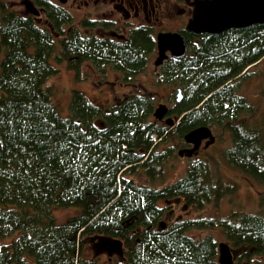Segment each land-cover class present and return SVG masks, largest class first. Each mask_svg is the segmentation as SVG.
<instances>
[{"label": "trees", "instance_id": "16d2710c", "mask_svg": "<svg viewBox=\"0 0 264 264\" xmlns=\"http://www.w3.org/2000/svg\"><path fill=\"white\" fill-rule=\"evenodd\" d=\"M31 2L37 17L0 4V264H99L83 252L88 242L94 254L105 248L109 256L102 240L121 244L110 264H217V243L190 237L191 229H218L240 250L238 261L264 259L259 214L160 222L166 205L202 210L237 190L212 184L205 161L192 162L181 178L158 189L131 179H159L188 147L184 134L206 126L228 133L226 164L264 187V131L252 125H263L264 115L238 94L249 70L264 61V24L199 36L178 31L185 55L158 66L183 91L168 109L173 125L166 126L152 116L155 98L132 84L156 52L152 28L117 29L90 18L74 24L64 7ZM51 61L65 64L77 82L87 80L85 64L99 77L111 71L130 90L106 112L74 90L69 117L62 118L46 85L58 72ZM161 145L169 146L159 152ZM67 208L79 212L56 224L52 210Z\"/></svg>", "mask_w": 264, "mask_h": 264}, {"label": "rangeland", "instance_id": "374dc122", "mask_svg": "<svg viewBox=\"0 0 264 264\" xmlns=\"http://www.w3.org/2000/svg\"><path fill=\"white\" fill-rule=\"evenodd\" d=\"M32 0H0V4L6 6L15 12L21 13L24 10V2ZM51 2L64 7L73 17V23L77 24L83 18L95 20L111 19L109 16L102 17V12L107 8L92 10L80 6L78 2L74 3L67 0L65 4H60L58 0H50ZM193 0H157L159 6L158 19L150 24L154 34L159 32H178L184 29L188 14L191 11L190 2ZM184 11L178 12V11ZM113 17V16H112ZM113 17L112 19H114ZM43 19V18H42ZM41 19V20H42ZM130 23V24H129ZM121 22L117 23L115 28H121ZM145 22L140 20H130L126 25L138 26L144 25ZM123 28V27H122ZM96 35H107L101 31H93ZM156 52L150 57L146 69L140 73L133 85L139 89L150 93L154 98V107L158 104H164L168 109L173 108L175 98L182 94V88L174 82V79H167L160 73V67L154 66ZM50 64L57 69V74L50 77L46 83L52 92V103L55 105L59 115L62 118L69 117V104L72 91L81 92L86 99L93 105L101 107L106 112L114 103L115 100L122 98L123 95L130 90L129 87L122 85L117 75L108 71L105 76L99 77L96 75L88 64L82 67V73L87 74V80L77 82L74 78V73L66 69L65 64H56L53 61ZM238 94L246 98V100L257 108L260 115H264V61L255 65L249 70V76L245 78L239 86ZM167 118L172 119V115L168 114ZM260 127L264 131V124L254 121L253 124ZM215 141L212 145L205 147L204 142L201 143L197 154L193 157L181 156L169 160L164 168L159 179L150 181L144 175L132 176L131 179L138 185L148 188L158 189L169 185L181 178L187 167L194 161H205L209 167V180L213 184L217 181L223 184H235L237 190L232 195L222 197L217 205L208 204L202 210H195L187 207L182 203L169 204L165 210L164 217L160 222L170 224L175 221L196 220V219H225L232 213L235 214H259L264 217V187L252 183L240 172L234 170L226 164L223 158V151L230 147L231 142L228 133L219 129L210 128ZM169 145H161L158 151H163ZM188 148V147H186ZM174 154L176 151L173 152ZM176 155V154H175ZM160 207H165L163 203ZM79 212L76 208L53 209L52 215L55 218L56 224H64L69 218L77 215ZM187 234L196 239L201 240L210 236L217 244L226 242L223 235L218 229H191ZM15 238L12 236L7 239L10 241ZM105 248H101L97 253H93L91 246L85 242L83 255L86 258L98 257L99 264H110L111 261L117 259L120 252L115 251L112 247L107 256ZM234 264H246L245 260H234ZM249 264H264V259L260 257H252Z\"/></svg>", "mask_w": 264, "mask_h": 264}, {"label": "water", "instance_id": "95a60500", "mask_svg": "<svg viewBox=\"0 0 264 264\" xmlns=\"http://www.w3.org/2000/svg\"><path fill=\"white\" fill-rule=\"evenodd\" d=\"M65 4L67 0H58ZM24 8L33 16H39V10L31 1L24 2ZM191 16L184 27L192 36L203 34H219L230 29L245 28L254 24H264V0H193L190 2ZM156 58L154 66H160L167 58L179 59L186 53L184 38L178 32H159L155 35ZM179 94L177 95V101ZM168 108L158 104L152 113L157 121L164 120L166 126H172L171 118H165ZM215 141L210 128L196 127L183 136V142L188 148L177 152L178 156L190 158L197 154L202 142L208 147ZM161 228H164L161 223ZM102 246L112 247L119 252L121 244L116 241L102 240ZM240 250L232 249L227 243L217 244V264H234Z\"/></svg>", "mask_w": 264, "mask_h": 264}, {"label": "flooded vegetation", "instance_id": "af4514ba", "mask_svg": "<svg viewBox=\"0 0 264 264\" xmlns=\"http://www.w3.org/2000/svg\"><path fill=\"white\" fill-rule=\"evenodd\" d=\"M71 2H78L81 4L80 6L92 10L107 8L105 12H102L101 16H109L111 19L106 20L113 22L115 25L121 22V28L130 20L140 19L145 22V26L152 28L153 26L150 24L154 23L158 19L159 14L157 0H71ZM178 12H183V14H185L183 10ZM112 16L115 17V20L112 19ZM190 16L191 11L188 14L187 20Z\"/></svg>", "mask_w": 264, "mask_h": 264}]
</instances>
